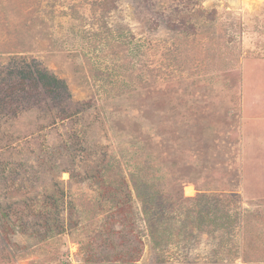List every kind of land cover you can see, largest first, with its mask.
<instances>
[{"label": "rangeland", "instance_id": "obj_1", "mask_svg": "<svg viewBox=\"0 0 264 264\" xmlns=\"http://www.w3.org/2000/svg\"><path fill=\"white\" fill-rule=\"evenodd\" d=\"M23 60L71 99L0 114V264H264V0H0Z\"/></svg>", "mask_w": 264, "mask_h": 264}, {"label": "trees", "instance_id": "obj_2", "mask_svg": "<svg viewBox=\"0 0 264 264\" xmlns=\"http://www.w3.org/2000/svg\"><path fill=\"white\" fill-rule=\"evenodd\" d=\"M18 64L20 65L16 67V70H12L10 73L6 74V76L0 78V114L6 112L8 108H10V110L13 112H18L19 108L15 107L14 104L18 103V98L22 96L23 99H28L25 100V102L29 103V108L34 107L35 105H45L53 107H55L56 105L61 106V104H63L67 97L70 101L71 92L68 88V84L65 79L59 78L54 72L50 71L48 68L40 67L39 64H36L35 62L31 63L23 60L21 61V63L19 62ZM14 73H16V75L19 77V81L17 83L13 81L10 82L11 76ZM70 175L71 177L75 176L71 171ZM105 185V183H102L99 186L102 189V191H100L102 201L113 200V194L111 193V191H114V187H111L110 191L109 186ZM39 208L41 213L44 214L45 217L47 216V218L50 219L48 216V206L46 205L45 208ZM126 211V208L120 210L121 213H126ZM117 212L118 211L116 207L114 215H116ZM251 215L258 218L260 212L256 211L250 213V216ZM51 220L53 221L54 218H52ZM38 226L39 224H37L36 230H39ZM41 226L51 229L52 223L41 224ZM60 230L62 231L63 229ZM115 232L116 231H114L113 233ZM166 232L167 230L164 231L163 229V233Z\"/></svg>", "mask_w": 264, "mask_h": 264}, {"label": "crops", "instance_id": "obj_3", "mask_svg": "<svg viewBox=\"0 0 264 264\" xmlns=\"http://www.w3.org/2000/svg\"><path fill=\"white\" fill-rule=\"evenodd\" d=\"M244 158V157H243ZM245 159V158H244ZM245 184H247L246 182H245ZM235 193H237V192H235Z\"/></svg>", "mask_w": 264, "mask_h": 264}, {"label": "bare ground", "instance_id": "obj_4", "mask_svg": "<svg viewBox=\"0 0 264 264\" xmlns=\"http://www.w3.org/2000/svg\"><path fill=\"white\" fill-rule=\"evenodd\" d=\"M190 189H192V188H190Z\"/></svg>", "mask_w": 264, "mask_h": 264}]
</instances>
